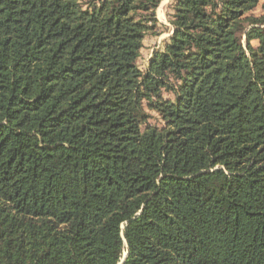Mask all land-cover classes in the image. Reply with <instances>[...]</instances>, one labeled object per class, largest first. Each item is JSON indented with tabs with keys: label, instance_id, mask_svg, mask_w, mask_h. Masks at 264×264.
<instances>
[{
	"label": "trees",
	"instance_id": "1",
	"mask_svg": "<svg viewBox=\"0 0 264 264\" xmlns=\"http://www.w3.org/2000/svg\"><path fill=\"white\" fill-rule=\"evenodd\" d=\"M161 1L0 0V264H264V0Z\"/></svg>",
	"mask_w": 264,
	"mask_h": 264
},
{
	"label": "rangeland",
	"instance_id": "2",
	"mask_svg": "<svg viewBox=\"0 0 264 264\" xmlns=\"http://www.w3.org/2000/svg\"><path fill=\"white\" fill-rule=\"evenodd\" d=\"M172 0H162L160 5L158 6L156 10V16L159 20V30L161 31V34L158 36V39L148 36V38L145 41V46L143 48L142 56L140 59V62L142 63L144 60H146V57L151 54L152 48L157 44V42H161V40L165 37H167L169 34H171V31H169L170 23L168 21V12L170 11V4ZM261 13V8H257L256 14ZM143 64V63H142ZM152 118L150 119V122L152 124H158L161 125L162 121L160 120L159 116L152 112ZM127 252H124L122 260L125 258V254Z\"/></svg>",
	"mask_w": 264,
	"mask_h": 264
},
{
	"label": "water",
	"instance_id": "3",
	"mask_svg": "<svg viewBox=\"0 0 264 264\" xmlns=\"http://www.w3.org/2000/svg\"><path fill=\"white\" fill-rule=\"evenodd\" d=\"M127 254H128V253L125 254V257L127 256ZM124 259H125V258H124ZM124 259L121 260L118 264H122V262L124 261Z\"/></svg>",
	"mask_w": 264,
	"mask_h": 264
}]
</instances>
